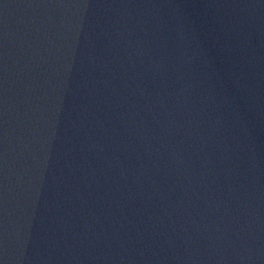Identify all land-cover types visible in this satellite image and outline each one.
I'll use <instances>...</instances> for the list:
<instances>
[{
  "label": "water",
  "instance_id": "95a60500",
  "mask_svg": "<svg viewBox=\"0 0 264 264\" xmlns=\"http://www.w3.org/2000/svg\"><path fill=\"white\" fill-rule=\"evenodd\" d=\"M0 264H264V0H0Z\"/></svg>",
  "mask_w": 264,
  "mask_h": 264
}]
</instances>
